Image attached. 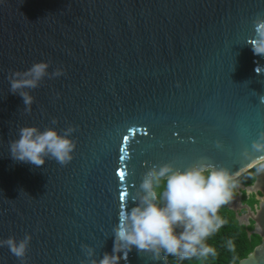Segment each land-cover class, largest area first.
<instances>
[{
	"label": "water",
	"instance_id": "1",
	"mask_svg": "<svg viewBox=\"0 0 264 264\" xmlns=\"http://www.w3.org/2000/svg\"><path fill=\"white\" fill-rule=\"evenodd\" d=\"M258 14L264 0H0V240L30 234L26 264H81L85 244L99 260L152 165L203 160L234 181L258 167L264 56L246 42ZM40 61L63 75L26 89L25 111L7 77ZM69 125V164L11 158L19 128ZM245 191L264 195V173ZM255 221L262 242L239 264H264V203ZM0 264L21 261L3 246ZM120 264L171 263L133 247Z\"/></svg>",
	"mask_w": 264,
	"mask_h": 264
},
{
	"label": "clouds",
	"instance_id": "2",
	"mask_svg": "<svg viewBox=\"0 0 264 264\" xmlns=\"http://www.w3.org/2000/svg\"><path fill=\"white\" fill-rule=\"evenodd\" d=\"M252 23L254 34L246 42L255 55L264 56V14H258ZM50 63L34 62L25 71L9 72L10 92L22 97L25 111L30 112L34 102V97L26 89H36L45 77L63 75L62 68L49 73ZM260 102L264 103V95L260 96ZM57 122L55 118L51 121L53 125ZM75 131L76 127L72 125L61 131L53 127H46L43 131L35 126L21 127L19 138L9 141L10 156L16 162L35 167L44 165L46 158L65 166L74 158L76 141L71 136ZM252 151L264 154V132L253 141ZM247 155L245 150L244 156ZM254 163L258 165L257 172L264 173V155L256 158ZM236 186L229 170L203 160L184 170L172 163L152 165L143 173L141 182L131 194L135 206L130 210L123 206L119 223L113 226L112 253L105 252L97 260L92 258L95 251L92 247L81 245L88 258L81 264H120L133 247L138 252L151 253L155 260L160 259L161 253L180 260L214 256L215 249L207 239L222 227L224 221L218 211L229 203ZM31 239L30 234L20 240L10 236L0 240V247L6 246L21 264H26ZM228 247H234L231 241Z\"/></svg>",
	"mask_w": 264,
	"mask_h": 264
},
{
	"label": "trees",
	"instance_id": "3",
	"mask_svg": "<svg viewBox=\"0 0 264 264\" xmlns=\"http://www.w3.org/2000/svg\"><path fill=\"white\" fill-rule=\"evenodd\" d=\"M256 173L257 167L234 182L236 185L243 184L250 187L256 181ZM157 191L159 192V189ZM234 193L235 188L232 190V197ZM231 202L232 198L229 203L221 206L219 209L218 215L224 223L218 231L214 232L207 239V243L215 249V255L203 259L192 258L190 260H180L177 257L167 256L165 254L171 264H239L241 260L247 258V256L261 244V237L257 235L252 238L249 237V232L253 230V227L240 224L237 213L230 207ZM256 202L254 201L252 204ZM229 241H231L234 246L232 249L228 247Z\"/></svg>",
	"mask_w": 264,
	"mask_h": 264
},
{
	"label": "flooded vegetation",
	"instance_id": "4",
	"mask_svg": "<svg viewBox=\"0 0 264 264\" xmlns=\"http://www.w3.org/2000/svg\"><path fill=\"white\" fill-rule=\"evenodd\" d=\"M257 173L255 174V178ZM245 188H247V186L243 184H239L235 187V193L232 197L230 207L233 206L231 209L237 213V218L239 219L240 224L247 227H253V230L249 232V237L252 238L255 235L259 236L258 233L261 232L255 218H257L258 212L263 207L264 195L261 193L259 195L257 193H247ZM254 201L257 202L252 204Z\"/></svg>",
	"mask_w": 264,
	"mask_h": 264
},
{
	"label": "snow or ice",
	"instance_id": "5",
	"mask_svg": "<svg viewBox=\"0 0 264 264\" xmlns=\"http://www.w3.org/2000/svg\"><path fill=\"white\" fill-rule=\"evenodd\" d=\"M120 178H121V179H122V178L124 179V174H123V173L120 174Z\"/></svg>",
	"mask_w": 264,
	"mask_h": 264
},
{
	"label": "rangeland",
	"instance_id": "6",
	"mask_svg": "<svg viewBox=\"0 0 264 264\" xmlns=\"http://www.w3.org/2000/svg\"><path fill=\"white\" fill-rule=\"evenodd\" d=\"M231 207H233V206H231Z\"/></svg>",
	"mask_w": 264,
	"mask_h": 264
}]
</instances>
